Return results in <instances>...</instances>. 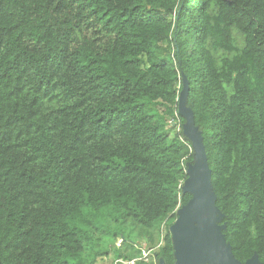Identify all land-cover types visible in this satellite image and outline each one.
<instances>
[{
    "label": "trees",
    "instance_id": "obj_1",
    "mask_svg": "<svg viewBox=\"0 0 264 264\" xmlns=\"http://www.w3.org/2000/svg\"><path fill=\"white\" fill-rule=\"evenodd\" d=\"M182 75L225 240L264 264V0H0V264L130 260L135 227L175 263Z\"/></svg>",
    "mask_w": 264,
    "mask_h": 264
},
{
    "label": "water",
    "instance_id": "obj_2",
    "mask_svg": "<svg viewBox=\"0 0 264 264\" xmlns=\"http://www.w3.org/2000/svg\"><path fill=\"white\" fill-rule=\"evenodd\" d=\"M181 78L183 86L178 97V112L186 120L183 129L191 141L194 159L187 166L188 177L182 186L183 191L190 192L192 196L176 209L177 218L169 228L174 264H241L225 240L224 225H214L216 214H219V222L222 214L215 206L210 169L200 134L194 126L192 113L185 107L188 81L184 75ZM245 264L261 263L254 254Z\"/></svg>",
    "mask_w": 264,
    "mask_h": 264
},
{
    "label": "rangeland",
    "instance_id": "obj_3",
    "mask_svg": "<svg viewBox=\"0 0 264 264\" xmlns=\"http://www.w3.org/2000/svg\"><path fill=\"white\" fill-rule=\"evenodd\" d=\"M188 164L189 163L186 164V167L188 166ZM219 218H220L219 214H216V218L214 220V225H216V226L220 225V222L218 221ZM164 231H165L164 226L161 225V227L159 229V232L163 234ZM132 234L134 236V239H135L137 245L138 246L141 245V255L143 254V252L147 253L148 251H150L149 254H148V258H149L148 263L155 264V259L156 258H155V255H154V251L156 250L155 249L156 247H154L153 249L152 248L149 249V248L146 247L144 240L142 238H140V234L138 233V228L137 227L133 228ZM110 244H111L110 241H108L107 245L109 246ZM109 253L110 254L108 256L98 257L97 261H96V264H115V259L113 257V253H112L111 249H110ZM122 260L125 261L124 259H122ZM138 262H141V264L145 263V262H142V261H137L134 264H137ZM117 263H119V262H117ZM119 264H125V263L121 262Z\"/></svg>",
    "mask_w": 264,
    "mask_h": 264
},
{
    "label": "built area",
    "instance_id": "obj_4",
    "mask_svg": "<svg viewBox=\"0 0 264 264\" xmlns=\"http://www.w3.org/2000/svg\"><path fill=\"white\" fill-rule=\"evenodd\" d=\"M150 251H148L147 253L146 252H143V254L140 256V257H136V258H132L130 260H125L123 261L122 259H118V260H115V264H119L121 262L125 263V264H134L136 263L137 261H144V262H148L149 261V258H148V254H149ZM119 262V263H117Z\"/></svg>",
    "mask_w": 264,
    "mask_h": 264
}]
</instances>
